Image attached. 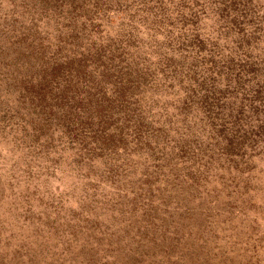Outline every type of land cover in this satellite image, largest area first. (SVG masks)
I'll return each mask as SVG.
<instances>
[{"label":"rangeland","instance_id":"1","mask_svg":"<svg viewBox=\"0 0 264 264\" xmlns=\"http://www.w3.org/2000/svg\"><path fill=\"white\" fill-rule=\"evenodd\" d=\"M0 264H264V0H0Z\"/></svg>","mask_w":264,"mask_h":264}]
</instances>
